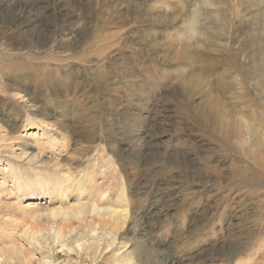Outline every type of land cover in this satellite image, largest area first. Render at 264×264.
<instances>
[{
    "label": "rangeland",
    "instance_id": "374dc122",
    "mask_svg": "<svg viewBox=\"0 0 264 264\" xmlns=\"http://www.w3.org/2000/svg\"><path fill=\"white\" fill-rule=\"evenodd\" d=\"M0 58V264H264V0H0Z\"/></svg>",
    "mask_w": 264,
    "mask_h": 264
},
{
    "label": "bare ground",
    "instance_id": "6f19581e",
    "mask_svg": "<svg viewBox=\"0 0 264 264\" xmlns=\"http://www.w3.org/2000/svg\"><path fill=\"white\" fill-rule=\"evenodd\" d=\"M102 3V2H101ZM257 3V2H256ZM14 8V7H13ZM126 8V15L124 14V13H120L121 12V10H117V17H114L113 15H110L109 13L107 14V15H103V13L101 12L99 15H98V19H97V21H98V23H99V32H100V34L97 36L98 37V41L100 42L101 41V43L102 42H108V41H110V40H112V39H117L118 38V33L120 34V35H122L123 34V29H117V30H110V26H111V23H116L117 25H122L123 23H130L131 25H132V28L131 29H133V27L134 28H136V27H142V26H144V25H146V23L145 22H150V21H152V20H150V19H147V18H145L144 16H142V15H137L136 16V12H140V11H142V10H144V8L142 7V6H140L139 4H135V5H133L132 3H129L127 6H124V8L123 9H125ZM153 8V7H152ZM20 9V8H19ZM116 10V9H115ZM113 13H115V12H113ZM115 13V14H116ZM133 14H135L134 15V18L133 19H131V20H128L127 19V17H129L130 15L132 16ZM24 16V15H23ZM147 17V16H146ZM152 18V17H151ZM131 21V22H130ZM120 25H119V27H120ZM113 26H114V24H113ZM98 29V28H97ZM138 29V28H137ZM127 30V29H126ZM129 32V31H128ZM131 33V32H130ZM133 33H136V34H138L140 37H142L144 40H150V43H148L147 42V44L150 46V47H156V46H160L161 45V42H159V41H155V43H154V39H153V36H155V30H152V29H147L146 27L144 28V29H138V31H133ZM89 34V33H88ZM94 34V33H93ZM84 36V35H83ZM95 40V39H94ZM146 43H143V45H147ZM20 45V44H19ZM22 45V44H21ZM164 45V44H163ZM23 46V45H22ZM112 45L111 44H107V46H105V47H103L102 48V50H108V48L109 47H111ZM161 47V46H160ZM163 48V47H162ZM102 50H98L97 51V53H99L101 56H103V51ZM5 57V56H4ZM6 62V60L4 61V60H2L1 58H0V65L3 67V68H8L7 66H5V63ZM21 65V64H20ZM15 66H13V68H14ZM21 67H22V65H21ZM20 66L19 67H17V68H21ZM2 72V71H1ZM4 72V71H3ZM3 74V73H2ZM46 74V73H45ZM47 76V75H46ZM49 77V76H48ZM138 78H139V75L138 74H136V73H134L133 75H131L130 76V78L128 79V80H125L127 83H128V87H132V86H134L135 84H136V82L138 81ZM164 78H166V77H164ZM143 80V79H142ZM153 80V79H152ZM165 80V79H164ZM43 81H44V79H43ZM39 82V81H38ZM40 83V82H39ZM47 84V83H46ZM17 87H19V86H17ZM112 92V91H111ZM128 95H129V93H128ZM219 99V98H218ZM217 98L215 99V100H218ZM187 100H189L188 98H187ZM228 112H229V110H228ZM199 113V112H198ZM202 113V112H201ZM200 113V114H201ZM232 113V112H231ZM220 115V116H219ZM217 117H216V121L217 120H219L220 121V119L222 118V114H219ZM231 121V120H230ZM220 123H221V121H220ZM229 125V124H228ZM253 128V127H252ZM237 129V128H236ZM235 129V130H236ZM226 130H227V128H226ZM238 130V129H237ZM253 132V131H252ZM255 132V131H254ZM215 136V135H214ZM220 136V135H219ZM221 138V137H220ZM261 139V138H260ZM260 141V140H259ZM224 142V141H223ZM250 142V141H249ZM248 145H250V144H248ZM247 145V146H248ZM254 145H256V144H254ZM260 145L261 144H259V145H256V148L257 149H255V152L253 153V155L256 157V158H258L259 159V156L260 155H255V154H259L258 153V149H260ZM264 145V144H263ZM252 146V145H251ZM246 148V147H245ZM246 150H248V149H246ZM249 151H251V150H249ZM245 153H247V152H245ZM250 153V152H249ZM247 155V154H246ZM250 157V156H249ZM57 180V179H56ZM15 182V181H14ZM57 182V181H56ZM17 183V182H16ZM61 184V183H60ZM59 184V185H60ZM38 185H40L38 188L41 190L43 187H44V184H38ZM83 186V185H82ZM56 188V187H55ZM58 188V187H57ZM56 188V189H57ZM58 189H61V185H60V187L58 188ZM32 195V197L31 198H34V196H33V194H31ZM92 204V203H91ZM90 204L88 203V206H89ZM84 206H86V205H84ZM91 206V205H90ZM96 211H98L99 213H102V211H100V210H98L97 208H99L97 205H94V206H92ZM95 210H93V211H95ZM104 210V209H103ZM105 212V211H104ZM106 213L109 215V213H111L113 216V218H116V216H121V217H124L125 219L127 218V212L125 211L124 212V210H115V209H107V211H106ZM101 216V215H100ZM139 216V214L138 215H136V218ZM111 217V218H112ZM147 217V216H146ZM146 217H144V215H141L140 216V218H138L137 220H135V225L133 226V232H136V231H141V230H143V228H142V224H144V219H146ZM95 219H97V218H95ZM113 220V219H112ZM111 220V221H112ZM101 221V220H100ZM116 221V220H115ZM94 238V237H93ZM76 239V238H75ZM96 244H97V242H96ZM63 245V244H62ZM61 245V246H62ZM97 246V245H96ZM151 246V245H150ZM158 249H160L159 247H158V245H156V244H152V246L150 247V250L149 251H152L153 253H156V254H160L161 252H159V250ZM62 250V249H61ZM88 250V249H87ZM98 250V249H97ZM62 252V251H61ZM256 252V251H255ZM258 252V251H257ZM256 252V253H257ZM260 254L261 255H259V261H260V258H264V251L261 253L260 252ZM257 255V254H256ZM163 257V256H162ZM166 257V256H165ZM257 258V257H256ZM155 259H159V258H156L155 257ZM164 259H166V261H169L170 263H172V264H177V261L175 260V262H174V258H173V256H170V254H169V256L168 257H166V258H164ZM253 260V259H252ZM258 260L256 259L255 261L256 262H258ZM82 261V260H81ZM254 262V261H253ZM252 262V264H254ZM145 263V262H144ZM178 263H180L179 261H178ZM238 263V262H237ZM241 263V262H240ZM77 264V263H76ZM81 264V263H80ZM157 264V263H156ZM247 264H251V259L247 262Z\"/></svg>",
    "mask_w": 264,
    "mask_h": 264
}]
</instances>
